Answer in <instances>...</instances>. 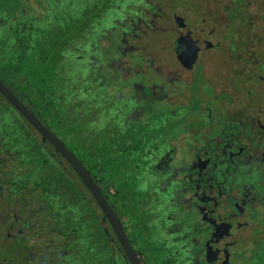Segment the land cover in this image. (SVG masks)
I'll use <instances>...</instances> for the list:
<instances>
[{
  "label": "flooded vegetation",
  "instance_id": "af4514ba",
  "mask_svg": "<svg viewBox=\"0 0 264 264\" xmlns=\"http://www.w3.org/2000/svg\"><path fill=\"white\" fill-rule=\"evenodd\" d=\"M109 1L77 0L80 23ZM125 5L134 16L109 17L97 37L108 63L104 153L56 134L76 114L51 91L54 80L64 90V76L41 75L31 52L13 63L0 45V82L89 170L125 244L71 164L0 91V109L22 126L0 112V264H133L131 253L140 264H264V0ZM44 6L0 0V43L21 41L17 26L49 24L34 15Z\"/></svg>",
  "mask_w": 264,
  "mask_h": 264
},
{
  "label": "rangeland",
  "instance_id": "374dc122",
  "mask_svg": "<svg viewBox=\"0 0 264 264\" xmlns=\"http://www.w3.org/2000/svg\"><path fill=\"white\" fill-rule=\"evenodd\" d=\"M43 1L45 4L43 10L35 9L34 15L35 17L40 16L44 19L45 22L51 21L57 16H61V18L66 17L67 20L72 21L74 19L84 17L85 13L87 12V10L83 8V6L80 7L76 4L77 0H59V3L57 2V0ZM96 1H99V4L102 0ZM118 1L120 3H124L129 0H110L109 2H114L115 5L113 4L107 9H98L97 16L96 14H94V19L96 20H93L92 23L88 24L86 29L74 38L72 44L64 49L61 62L55 67L56 72H59L64 76V90H59L57 88V86L62 87V80H54L53 83H51L54 89L51 91L54 92V95H58V93L62 94L61 92H63V96L66 99H70L69 109H71L74 113L76 112V114L73 115H70V112H67V123L63 126L62 130L58 131V133L56 132V134L64 141H66L67 145L70 148L75 149L76 151L80 150V152H85V149L80 145V142H87L85 143L86 145L94 146L97 153H104L105 151L104 147L106 146L107 141L106 136H104L103 134L105 133L106 129L105 124L107 120L106 117L108 101L105 98V76L100 73L103 72L104 69H108V63L105 59L107 56L106 42L105 40L97 41V37L98 33L103 31L102 28H105L109 25V17L112 16L113 18L121 19V16L127 14L128 12L129 17L134 16L132 10L129 9V7H127L126 5L124 8L123 6L120 8V3H118ZM135 6L136 5H134L133 7ZM34 7L36 8V4H34ZM64 9L66 10L65 14L62 13V15H60V12H62ZM51 23L52 24H49L55 25V22L51 21ZM31 26H41L44 27V29L45 27H47L46 23L33 24ZM26 28L27 29H25L22 33V35L25 34V36H21L23 38L21 41L27 40V36L30 35L28 32L30 31L28 29V26H26ZM46 31L48 32V30ZM36 36L37 35H33L32 40L36 38ZM49 37L50 36H48L47 38ZM21 41L18 40L0 43L3 55H6L9 61L12 60L13 63H16L17 61L19 63V60L21 59L24 60L23 58H21ZM91 42H94L95 46H92ZM148 42H151L150 48L155 49V41L151 40ZM148 42H146L147 45H149ZM11 52L12 54H10ZM30 52L31 50L28 51V54ZM80 54L84 55L82 61L78 58ZM80 64L84 67L82 68V70H80L79 68ZM101 64L102 67L100 68ZM19 65L22 67L25 66L23 62H21ZM96 70L97 73H95ZM38 97L40 98L41 96ZM90 110H92L91 112L93 114V118L90 116ZM0 112H2V120H4L6 123H14V125L17 123L18 128L22 127L21 124L16 122L11 115L3 113V108L0 109ZM68 134L70 136V139H72L73 141L72 143L69 139H64ZM22 138L29 142L28 133L22 135ZM74 144L79 145V148L77 147L79 150L75 148ZM92 163L94 166H99L101 168H108L109 166V162H107V160L105 159L93 160ZM131 181L132 180H130V183ZM95 262L96 264H108V262L106 263V261H104L103 259H98V261L95 259Z\"/></svg>",
  "mask_w": 264,
  "mask_h": 264
},
{
  "label": "trees",
  "instance_id": "16d2710c",
  "mask_svg": "<svg viewBox=\"0 0 264 264\" xmlns=\"http://www.w3.org/2000/svg\"><path fill=\"white\" fill-rule=\"evenodd\" d=\"M36 1L44 3L43 0ZM57 2L59 3V0H57ZM65 11L64 9L60 12V15H62V13L65 14ZM51 21L55 22V25H50L52 24ZM51 21H48L50 24H46L47 27H45V29L41 26H28L30 30L28 31L29 34L37 36L31 41L23 40L20 42L22 57L28 58L29 55H33L34 58L36 57L35 65L45 67L44 70L38 72L41 75L44 73L50 77L54 74L55 67L61 61L64 49L71 45L74 38L88 26V20L86 23H80L79 19L70 21L67 20L66 17L61 18V16H57ZM25 29H27L25 26L16 27L19 35H21ZM46 30H48V32ZM48 36L50 37L47 38ZM29 50H31L32 55H28Z\"/></svg>",
  "mask_w": 264,
  "mask_h": 264
},
{
  "label": "water",
  "instance_id": "95a60500",
  "mask_svg": "<svg viewBox=\"0 0 264 264\" xmlns=\"http://www.w3.org/2000/svg\"><path fill=\"white\" fill-rule=\"evenodd\" d=\"M0 91L5 95L9 102L29 121L43 136L44 140L50 143L60 152L66 160L71 164L73 169L79 174L84 184L88 187L93 197L104 213V218H109L115 227V231L119 239L125 244L126 237L119 219L114 214L111 206L107 201V197L103 195L100 187L91 176L89 170L84 166L81 160L65 145V143L47 128L25 105L23 102L2 82H0ZM133 264H140L135 256L131 253Z\"/></svg>",
  "mask_w": 264,
  "mask_h": 264
}]
</instances>
